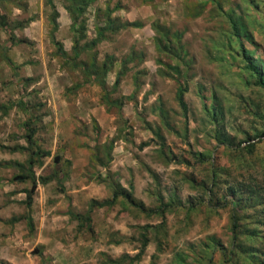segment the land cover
<instances>
[{"label": "rangeland", "instance_id": "1", "mask_svg": "<svg viewBox=\"0 0 264 264\" xmlns=\"http://www.w3.org/2000/svg\"><path fill=\"white\" fill-rule=\"evenodd\" d=\"M51 1L53 32L44 0H0V105L14 104L6 113L0 109V164H25L30 148L1 147H26L22 124L29 118L35 147L49 152L32 168L48 182L37 185L29 206L24 191L30 183L10 181L20 171L0 165L2 247L19 246L15 259L3 250L0 264H234L229 209L205 207L201 186L211 168L219 195L232 184L254 186L256 199L243 195L240 222L264 234V90L253 85L237 56L243 49L264 69V0H94L76 19L64 0ZM107 12L139 27L106 32L79 60L112 56L105 84L109 99L123 102L120 108L102 102L100 88L86 83L51 41L71 57L77 38L71 26L83 23L82 45L96 37ZM230 20L249 39L236 41ZM156 28L180 35L181 62L155 47ZM119 69L123 75L111 90ZM212 95L224 110L221 124L233 137L231 148L212 139L203 108ZM112 183L141 207L118 197L93 209L81 226L69 219L68 212L84 214L90 200L109 199ZM34 226H46L53 237L32 239ZM251 258L235 264H257Z\"/></svg>", "mask_w": 264, "mask_h": 264}, {"label": "trees", "instance_id": "2", "mask_svg": "<svg viewBox=\"0 0 264 264\" xmlns=\"http://www.w3.org/2000/svg\"><path fill=\"white\" fill-rule=\"evenodd\" d=\"M45 4L50 9V24H51V30L52 32L56 29V17L57 12L54 8V5L52 4L51 0H44ZM94 0H64L65 2V8L69 13H74V18H78L83 14L85 9L93 3ZM110 12V11H109ZM109 12L104 16L103 26L100 28H96L95 35L96 37L92 40H89L85 42L82 45H79L80 40L85 39L84 35V26L83 23H78L77 28L75 26H71V31L76 33L77 38L72 42L71 46V57H68L64 50L62 49V46L59 42L54 41L53 37L51 36V41L53 45L55 46L56 52L58 55L64 59L65 62L69 63L70 67L72 69H79L82 73L84 80L86 83H93L96 84L101 92V100L106 105H116L117 108H120L122 103L119 100H110L109 99V92L106 90V84H105V77L107 73L110 71L113 65V58L112 56H105L104 59L100 62H97L96 56L94 53L90 55V58L87 62L79 60V56L83 52L91 51L93 47L99 43L104 37L106 32L115 33L119 30L126 29L129 27L137 28L139 27V24L136 22H122L117 18H111L109 16ZM230 28L233 32V37L236 41L240 42L241 38L249 39V36L246 33L241 34V31L239 30V27L236 26L234 21H229ZM156 34L157 37L154 39L155 47L163 54L168 55L170 57H173L177 59V61L181 62L183 60V56H185V51L183 49V46L180 42V35L177 33H169L167 30L164 29H157L156 28ZM52 35V33H51ZM171 44H173V47H171ZM237 56H240L244 63V70L248 74L249 77H253V85L261 88L264 90V69L263 67L255 61L252 56L248 52H244L243 49H240L237 52ZM127 58H131V56H128ZM126 62L124 61L121 63V66L123 68V65H125ZM121 69V68H120ZM118 70L115 74V78L112 84L111 90H113L118 82L120 77L123 75L122 70ZM177 76H180V70H176ZM183 77H185V74H183ZM184 92V89L181 87L180 84H178V92L176 94V99L178 104L183 107L182 102V94ZM132 96H130L129 99H131ZM14 104H8L6 106L0 105V109H3V113H6L8 110V107H11ZM16 105H19V102H16ZM204 112L207 116V122L211 127V135L212 139L218 144L223 146L224 148H231L233 146L232 139L233 137L227 135L224 132V129L221 124V120L224 117V110L222 109V106L216 101L215 97L212 95L211 104L206 107L203 105ZM257 114V112H256ZM261 119L264 121V111L260 114ZM33 123V119L29 118L26 122H23L22 126L24 129V142L26 143L25 146L15 145L13 147H5L2 146V149H6L11 152H19L24 151L28 148H30V156L27 158L25 164L17 163V162H4L0 165L6 167V166H12L16 168L18 171H20L19 174L13 175L10 179L12 182H24L28 181L30 183V186L27 190L24 191L25 195V204L29 206L31 202V196L34 193L36 187L38 184L44 185L48 182V178L43 177H35L34 173L32 172V168L36 165H39L40 160L42 158H45L49 156L48 151L39 150L35 147L34 141H33V133L34 129L31 126ZM264 127V125H263ZM259 134H263L264 136V129L263 132H260ZM157 135V134H156ZM260 135H255L251 137L257 138ZM248 140L250 138H247ZM146 146V143H143L140 145V147ZM248 146V145H247ZM198 161L203 162L205 160L204 156L201 154L197 155ZM57 158L53 157L54 163L57 162ZM104 165V164H100ZM212 166V163H210ZM24 168L27 170L24 171ZM226 171V170H225ZM109 178V177H108ZM218 176L215 169L211 168L209 180L207 184H202L201 188L203 190V196L207 199L204 201V206L207 207L209 210L216 211V209H229V219H230V254L234 256V264L235 261L238 259H242L244 262L250 261L251 257L255 259V262L257 264H264V234H259L258 230L256 228H248L244 225L242 226L241 220L243 218L242 214H239L242 208L244 209L243 203V195H245V201L249 200L250 198L256 199L257 191L254 186H247V188L244 190L242 189L241 184H232L229 186H226L224 188V191L222 194H218L215 192V189L217 187L218 183ZM112 192L109 199H105L103 201H97V200H90L86 209V212L84 214H75L72 212H68L67 215L70 220H74L77 223V226H81V223L83 221L89 222L90 220V214L93 209L95 208H103V207H109L113 205V203L116 201L118 197H121L128 203H131L132 205H137V207H141L140 204H134V202L131 200L130 194L126 193L124 190H122L116 183H112ZM200 186V185H199ZM257 219V218H256ZM17 221V220H14ZM259 219H257L254 224L259 225ZM28 229L31 231L32 225L30 220L27 221ZM240 237L243 238V240L240 239ZM245 244H244V243ZM253 242H257L258 246H252ZM140 248L139 252L136 254V259L139 257V255L142 252L143 246Z\"/></svg>", "mask_w": 264, "mask_h": 264}, {"label": "crops", "instance_id": "3", "mask_svg": "<svg viewBox=\"0 0 264 264\" xmlns=\"http://www.w3.org/2000/svg\"><path fill=\"white\" fill-rule=\"evenodd\" d=\"M34 231L32 233V239H35L36 241H40V240H49L51 237H53V235L51 234L52 230H49L46 226L44 227V229H42L40 226H34ZM24 234L22 232V234L20 233V246H21V243L23 242L24 240ZM4 239L2 237H0V253L5 250L7 253L6 254H11L13 256V259H15V252H17L18 250V247L19 246H10V243H5L7 244L8 248H3V244L2 241ZM15 243H17V241H15ZM18 245V244H16ZM11 250V252H9ZM16 261V260H14Z\"/></svg>", "mask_w": 264, "mask_h": 264}]
</instances>
